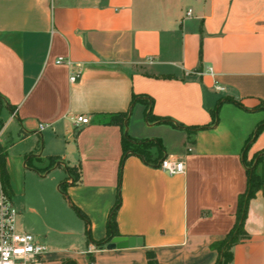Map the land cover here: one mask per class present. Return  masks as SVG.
Listing matches in <instances>:
<instances>
[{"label": "crops", "instance_id": "crops-1", "mask_svg": "<svg viewBox=\"0 0 264 264\" xmlns=\"http://www.w3.org/2000/svg\"><path fill=\"white\" fill-rule=\"evenodd\" d=\"M0 96L19 229L49 243L44 264H214L255 156L264 175V0H0ZM119 196L135 243L98 245ZM244 229L232 264H264V185Z\"/></svg>", "mask_w": 264, "mask_h": 264}, {"label": "built area", "instance_id": "built-area-1", "mask_svg": "<svg viewBox=\"0 0 264 264\" xmlns=\"http://www.w3.org/2000/svg\"><path fill=\"white\" fill-rule=\"evenodd\" d=\"M191 11H189L190 13ZM57 63L72 62L64 58H59ZM78 74L71 76V81H75ZM218 89L223 87L218 86ZM90 119L86 115H78L74 119V124H86ZM47 124L41 123L40 129H44ZM160 167L168 173H182L185 165L182 161L165 158L160 162ZM19 211L16 208L11 196L7 195L3 189L0 190V264H44L45 255L49 252V247L43 244L37 236L31 232L19 229Z\"/></svg>", "mask_w": 264, "mask_h": 264}, {"label": "trees", "instance_id": "trees-1", "mask_svg": "<svg viewBox=\"0 0 264 264\" xmlns=\"http://www.w3.org/2000/svg\"><path fill=\"white\" fill-rule=\"evenodd\" d=\"M1 98V96H0ZM127 115V113H120L116 115L117 117ZM263 129V126H259L257 129V132L255 135H258L259 132ZM132 145V146H131ZM123 147H124V152L125 155L127 152L133 148V151L140 152L141 145H135L131 143L129 137L127 135L124 136L123 138ZM257 158V156H255ZM251 161L248 163V166L251 167L254 163ZM260 162V159L255 167L254 170H247V176H248V185L246 191L240 195L239 197V207H238V213H237V221L234 226V228L231 230V232L221 241L217 242L214 246L217 248L219 251V257L217 261L214 264H232L233 261V246L237 244L239 241H241L243 238H245L246 231L244 229L245 225V220L247 217V212H248V205L249 201L251 198H253L256 195V192L263 187L264 185V175L262 173L257 172V166ZM0 182L2 189L4 192L11 196V186H10V179H9V174L7 170V151L6 149L0 148ZM120 196L117 200V203L112 209L111 216L108 221L107 225V238L101 242H98V245H102L104 243L109 242L111 239H113L116 236H120L118 232V225H117V210L120 206ZM77 212L85 218L87 223L89 224V221L85 214L78 208L75 207ZM147 264H161L156 257V254L152 250L147 251ZM63 264H77L76 262L72 260H67Z\"/></svg>", "mask_w": 264, "mask_h": 264}, {"label": "water", "instance_id": "water-1", "mask_svg": "<svg viewBox=\"0 0 264 264\" xmlns=\"http://www.w3.org/2000/svg\"><path fill=\"white\" fill-rule=\"evenodd\" d=\"M259 158H260V156H258L257 159L255 160L254 164L251 167V170H254V168L256 167V165L258 163ZM134 243H135L134 237L116 236L108 244V247L109 248L126 247L129 245H133Z\"/></svg>", "mask_w": 264, "mask_h": 264}, {"label": "rangeland", "instance_id": "rangeland-1", "mask_svg": "<svg viewBox=\"0 0 264 264\" xmlns=\"http://www.w3.org/2000/svg\"><path fill=\"white\" fill-rule=\"evenodd\" d=\"M0 148L5 149L4 146L1 145V144H0ZM52 163H54V162H52ZM258 173H259V172H258ZM259 174H260V173H259ZM12 201H13V199H12ZM13 202H14V204L16 205V208H18V203L15 202V200H14ZM34 234L37 236L36 233H34ZM41 240H42V239H41ZM41 240H40V241H41ZM41 242H42L43 244L45 243L48 247H50L49 243H47L46 241H43V240H42Z\"/></svg>", "mask_w": 264, "mask_h": 264}]
</instances>
